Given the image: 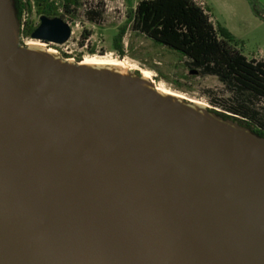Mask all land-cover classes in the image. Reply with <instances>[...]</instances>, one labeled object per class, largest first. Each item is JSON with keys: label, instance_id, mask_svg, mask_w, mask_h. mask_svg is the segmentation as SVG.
Wrapping results in <instances>:
<instances>
[{"label": "water", "instance_id": "obj_1", "mask_svg": "<svg viewBox=\"0 0 264 264\" xmlns=\"http://www.w3.org/2000/svg\"><path fill=\"white\" fill-rule=\"evenodd\" d=\"M149 77L0 0V264H264V136Z\"/></svg>", "mask_w": 264, "mask_h": 264}, {"label": "rangeland", "instance_id": "obj_2", "mask_svg": "<svg viewBox=\"0 0 264 264\" xmlns=\"http://www.w3.org/2000/svg\"><path fill=\"white\" fill-rule=\"evenodd\" d=\"M79 1L81 5L74 15L65 14L62 9L59 10L63 14L59 16L72 27L69 41L64 44H55L38 40L44 43L42 47L48 50L51 48L61 56H68L65 58L75 61L77 59L81 61L120 60L124 63L123 67L138 69L142 72L150 71L151 78L158 87L184 95L206 106L220 103L219 107L225 109L229 107L223 105H226L229 100L240 102V98L252 99L249 92L240 93V90L230 89L216 75L193 73V70L197 68L189 64L187 57L133 30L129 16L140 0ZM208 5L218 23L226 27L236 38L243 37L244 53L248 57H252V52L264 50V20L260 19L256 13V7L264 10V4L259 0L257 3L254 0H219L214 3L208 0ZM101 6H103V12L98 22L88 20L86 10L90 8L100 10ZM25 11L28 13L27 20L39 22L40 15L34 3ZM259 20L262 21L261 24ZM124 25L127 26L122 39L124 54L120 55L114 48L113 39ZM87 32H90V35L84 39ZM24 38L27 42L35 41L30 37L24 36ZM22 43L25 44L24 41ZM263 59L260 57L257 60ZM247 103H249L248 100ZM247 103L245 102L244 105ZM256 103L260 110L263 106L262 102L256 100ZM261 112L263 113L264 110L261 109ZM262 120L264 122V119Z\"/></svg>", "mask_w": 264, "mask_h": 264}, {"label": "trees", "instance_id": "obj_3", "mask_svg": "<svg viewBox=\"0 0 264 264\" xmlns=\"http://www.w3.org/2000/svg\"><path fill=\"white\" fill-rule=\"evenodd\" d=\"M14 1L21 24L23 12L30 9L33 3L40 16L49 17L63 15L59 12L60 9L65 14L74 15L81 5L79 0ZM254 2L257 3L258 0ZM102 12L103 6L100 10L90 8L86 10V17L92 22H98ZM263 12L264 10L256 7L257 15L264 20ZM129 19L132 21L133 30L181 53L198 72L216 75L227 87L240 90V93L249 92L254 101L248 98L247 103V100L240 98V116L252 113L254 117L264 118V112H261V109L264 110V60L248 58L243 53V42L226 27L213 21L209 6L196 0H140L131 11ZM37 25L38 23L27 20L25 28H21V34L31 36ZM126 31L127 26H122L113 39L114 48L120 55L124 54L122 39ZM89 35L90 32H87L84 39ZM256 100L263 104L260 110ZM219 104L215 103L214 106ZM215 111L232 118L223 112ZM252 130L264 136V132L254 128Z\"/></svg>", "mask_w": 264, "mask_h": 264}, {"label": "flooded vegetation", "instance_id": "obj_4", "mask_svg": "<svg viewBox=\"0 0 264 264\" xmlns=\"http://www.w3.org/2000/svg\"><path fill=\"white\" fill-rule=\"evenodd\" d=\"M226 106L229 107L228 109L226 108V111L230 113L227 115L252 129L254 128L258 131L264 132V122L262 120L264 118L254 117L252 113L240 116V102H233V100H229Z\"/></svg>", "mask_w": 264, "mask_h": 264}, {"label": "bare ground", "instance_id": "obj_5", "mask_svg": "<svg viewBox=\"0 0 264 264\" xmlns=\"http://www.w3.org/2000/svg\"><path fill=\"white\" fill-rule=\"evenodd\" d=\"M29 44H34V45H38V46H43L44 45V43L43 42H40V41H30L29 42ZM49 50H53V49H49ZM83 63H91V64H117V65H120V66H122L123 67V65H124V63L122 62V61H120V60H112V61H100V60H84V61H82ZM143 74L145 73V74H148L150 77L149 78H151V72L150 71H144V72H142ZM160 90H162V91H165V92H171V91H168V90H166V89H163V88H161V87H158ZM181 95V94H180ZM198 102V101H197Z\"/></svg>", "mask_w": 264, "mask_h": 264}, {"label": "crops", "instance_id": "obj_6", "mask_svg": "<svg viewBox=\"0 0 264 264\" xmlns=\"http://www.w3.org/2000/svg\"><path fill=\"white\" fill-rule=\"evenodd\" d=\"M198 3L202 4V5H205V6H209L208 5V0H196ZM211 3H214V2H218L219 0H210ZM262 4H264V0H259ZM210 8V6H209ZM211 18L213 19L214 22H217L216 19L213 17L212 13H211ZM259 23L261 24L262 21L259 20ZM240 40L243 42V53H244V46H245V42H244V39L243 37H240ZM245 54V53H244ZM252 57L251 58H254V59H258L260 57L264 58V50H260L258 52H252ZM246 55V54H245ZM248 57V55H246ZM250 58V57H248ZM264 60V59H263Z\"/></svg>", "mask_w": 264, "mask_h": 264}, {"label": "built area", "instance_id": "obj_7", "mask_svg": "<svg viewBox=\"0 0 264 264\" xmlns=\"http://www.w3.org/2000/svg\"><path fill=\"white\" fill-rule=\"evenodd\" d=\"M27 16H28V13L26 11L23 12V15H22V24H21V28H25L26 26V21H27ZM24 34H21V42L24 41L25 44H29V42L25 41V38H24ZM26 37H30L32 38L31 36H26ZM33 39V38H32ZM67 53H71V51H67ZM210 108H213L217 111H220V112H223V113H226V114H230L229 112H227L226 110H223L221 107L219 106H212V105H208Z\"/></svg>", "mask_w": 264, "mask_h": 264}]
</instances>
